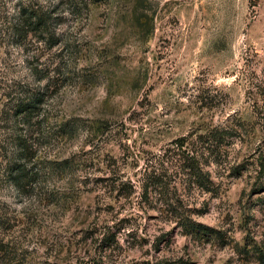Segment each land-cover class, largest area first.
<instances>
[{"label":"rangeland","instance_id":"1","mask_svg":"<svg viewBox=\"0 0 264 264\" xmlns=\"http://www.w3.org/2000/svg\"><path fill=\"white\" fill-rule=\"evenodd\" d=\"M33 12L47 30L24 35ZM38 75L40 135L13 113ZM225 123L242 124L228 166L245 169L211 167L216 195L186 188L170 143ZM20 135L39 168L23 190ZM262 158L264 0H0V264H264L245 251L264 249ZM153 169L161 196L142 193ZM169 199L216 233L186 234Z\"/></svg>","mask_w":264,"mask_h":264},{"label":"trees","instance_id":"2","mask_svg":"<svg viewBox=\"0 0 264 264\" xmlns=\"http://www.w3.org/2000/svg\"><path fill=\"white\" fill-rule=\"evenodd\" d=\"M22 18V28H27L24 30V35L29 32L37 34L38 32L47 30L48 15L33 12L24 15ZM36 78L38 85L27 96L25 95L17 101L13 113L18 120H21L22 124L30 123L36 117V133L40 135L41 124L47 119V113L44 109L47 90L40 84L45 77L38 75ZM233 124H208L203 127H197L196 129L200 130V133L196 134L192 140L188 141L186 137H183L170 143L171 148H169V151L171 152V156L169 158L179 168L175 172L184 176L182 181L186 188L197 189L201 192L216 195L218 193V186L214 181L211 167L217 173L219 171L222 172L221 174L227 172V175L230 174V176H237L241 170L245 169L241 164L228 166L229 148L236 139L240 138L243 131L242 124ZM67 126L68 124H63L62 128L64 132L68 131L69 128ZM30 143H27L25 135L19 136L16 148L18 154L9 170V178L12 184L21 190L25 189V187L31 188L38 180L39 168L36 167L38 161L34 159L35 155L29 147L32 145V141ZM55 162L58 161L52 163L53 165H57L54 168L65 169L70 167L69 159L61 160L60 163ZM258 166V175L264 178L263 158L258 163ZM144 176L146 183L145 185H141L143 194L145 192L153 193L154 196L165 194L167 182L163 180L161 173L153 169L149 173H144ZM256 190L262 193L261 196L257 197V201L264 204V180L257 185ZM164 202V210L172 215L176 224L180 225L186 234H192L200 238L211 236V233H216L211 228L194 221L189 216H184L183 212L180 211L182 206H179L175 200L169 199L164 200ZM245 244L249 246L245 250L247 255L254 256L256 259L258 258L260 263H264V249L257 246L256 243Z\"/></svg>","mask_w":264,"mask_h":264}]
</instances>
